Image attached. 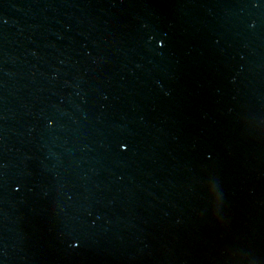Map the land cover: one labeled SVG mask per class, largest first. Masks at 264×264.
<instances>
[{
	"label": "water",
	"instance_id": "obj_1",
	"mask_svg": "<svg viewBox=\"0 0 264 264\" xmlns=\"http://www.w3.org/2000/svg\"><path fill=\"white\" fill-rule=\"evenodd\" d=\"M0 264H264V0H0Z\"/></svg>",
	"mask_w": 264,
	"mask_h": 264
}]
</instances>
